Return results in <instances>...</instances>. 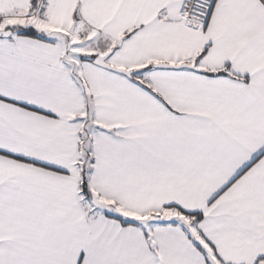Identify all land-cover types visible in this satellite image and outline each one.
I'll use <instances>...</instances> for the list:
<instances>
[{"label": "snow or ice", "instance_id": "1", "mask_svg": "<svg viewBox=\"0 0 264 264\" xmlns=\"http://www.w3.org/2000/svg\"><path fill=\"white\" fill-rule=\"evenodd\" d=\"M0 264H264V0H0Z\"/></svg>", "mask_w": 264, "mask_h": 264}]
</instances>
